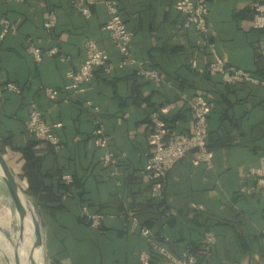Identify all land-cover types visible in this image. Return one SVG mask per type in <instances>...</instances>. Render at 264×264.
<instances>
[{"label": "crops", "instance_id": "obj_1", "mask_svg": "<svg viewBox=\"0 0 264 264\" xmlns=\"http://www.w3.org/2000/svg\"><path fill=\"white\" fill-rule=\"evenodd\" d=\"M118 1L135 31L131 51L159 74V85L137 66L120 67L104 30L103 6H93L84 19L68 0H0V21L17 30L0 38V148L37 206L44 240L40 264H140V254L152 250L138 230L129 232L132 217L154 237H166L174 255L193 249L197 264H264V197L250 172L264 156V88L244 81L224 84L221 75L208 71L210 50L184 26L178 0ZM252 3L264 9V0H209L210 42L230 66L263 79L264 33L252 27ZM52 11L59 20L55 39L42 30ZM87 40L106 52L113 71L98 72L72 95L64 89L65 73L81 65ZM29 42L60 53L36 63ZM8 83L20 93L6 90ZM45 89L58 94L49 97ZM199 95L207 104L212 166L194 163L188 154L168 173L164 195L153 199L146 162L153 151L149 115L158 110L168 135L190 134V102ZM31 103L47 122L62 123V151L54 153L27 132ZM94 108L109 151L126 155L116 176L98 162L103 150L93 143ZM59 172L74 175V196L60 198ZM84 205L104 215L99 229L83 215ZM207 235L212 245L205 244Z\"/></svg>", "mask_w": 264, "mask_h": 264}, {"label": "built area", "instance_id": "obj_2", "mask_svg": "<svg viewBox=\"0 0 264 264\" xmlns=\"http://www.w3.org/2000/svg\"><path fill=\"white\" fill-rule=\"evenodd\" d=\"M8 2L22 3L24 0H6ZM69 5L81 17L89 19L92 16L91 8L95 5L104 7L107 15V21L104 30L113 42L119 57L120 67L137 66L140 75L145 76L154 84L159 85L161 78L159 74L153 70L146 69L144 64L134 58L131 52V44L134 34L130 31L120 12L117 0H68ZM181 14L184 17V26L192 29L200 35L202 46L208 47L212 55L213 61L209 66L211 74H219L222 76L224 84H234L238 81H244L251 85L264 88V79L255 77L248 72L230 66L226 59L221 57L210 40L212 30L208 24L209 0H178ZM252 27L256 31L264 33V9L258 3L251 4ZM58 25V17L56 13L50 12L46 16L42 24L43 32L55 39L54 31ZM0 38H4L8 34L16 33V26L8 21H0ZM28 50L36 63H41L44 57H52L60 53V49L53 47L49 50H42L33 45L28 44ZM261 54L264 58V42L261 45ZM62 61L67 58L61 56ZM97 70H102L109 74L113 70V66L108 63L106 52L94 40H87L84 44V60L77 68H69L65 73V79L68 81L65 91L76 95L82 88L90 84ZM5 89L20 93L19 87L8 83ZM45 94L49 97L58 94L53 89H45ZM192 131L190 134L168 135L163 122L157 114L150 117L154 127L152 135L153 151L147 157V167L149 172V180L151 184V198H161L165 191V181L168 173L188 154L193 155L194 163H201L208 168L212 166V159L208 150L209 125L207 104L203 96H197L190 102ZM96 115L95 129L92 132L93 143L95 149L103 150L98 157L99 164L114 169L112 175L116 176L119 164L126 158L125 154L116 156L109 151L108 139L104 135L103 126L99 119V109L94 108ZM63 127L62 123H49L43 117L41 111L35 103H31L29 107V118L26 130L37 141L48 144L56 153L60 152L64 146L58 135V131ZM251 175L256 177L255 189L264 197V156L260 157L259 165L251 169ZM62 181L66 185L73 183L71 175H63ZM83 215L88 218L93 228L99 229L104 219L103 214H93L88 211L87 207L82 208ZM129 232L139 231L140 235L146 238L150 244L152 251H155L160 257L157 264H197L196 256L187 250L181 257L175 256L165 246V239L162 237H154L150 229L146 227L139 228L137 218L130 219ZM214 238L211 235L205 237V244L212 245ZM140 264H150L149 253H141L139 256Z\"/></svg>", "mask_w": 264, "mask_h": 264}, {"label": "water", "instance_id": "obj_3", "mask_svg": "<svg viewBox=\"0 0 264 264\" xmlns=\"http://www.w3.org/2000/svg\"><path fill=\"white\" fill-rule=\"evenodd\" d=\"M0 181L3 183L5 189L7 190L11 198L15 213H17L20 218L19 228L12 229L13 237L16 240V244L20 241L24 219L27 218L30 220L31 223L32 237H33V247L30 253L29 260H30V264H38L36 260V253L43 251L44 249V240H43L40 222L34 207L30 203L23 189L20 187L17 178L12 173L6 157L1 153H0ZM2 257H3L2 260L5 262V264H12L6 255ZM13 264H23L21 257L19 255L18 244L15 245Z\"/></svg>", "mask_w": 264, "mask_h": 264}, {"label": "rangeland", "instance_id": "obj_4", "mask_svg": "<svg viewBox=\"0 0 264 264\" xmlns=\"http://www.w3.org/2000/svg\"><path fill=\"white\" fill-rule=\"evenodd\" d=\"M32 206L34 207L38 217L37 206L34 204H32ZM17 226L18 221L15 216L11 198L3 183L0 181V248L10 261H14V250L11 244L12 229L17 228ZM25 236L24 254L28 257L32 248V234L28 225L25 228ZM0 264H5L1 257ZM45 264H49L48 261H45Z\"/></svg>", "mask_w": 264, "mask_h": 264}, {"label": "trees", "instance_id": "obj_5", "mask_svg": "<svg viewBox=\"0 0 264 264\" xmlns=\"http://www.w3.org/2000/svg\"><path fill=\"white\" fill-rule=\"evenodd\" d=\"M117 2H118V5H119V8H120V12H121V15H122V18H123V20H124V22H125V24H126V26H127V28L130 30V31H132L133 32V34H134V36H135V31H133L132 29H131V27H129V25H128V19H127V17H126V15L124 14V11H123V9L121 8V6H120V3H119V1L117 0ZM68 6L70 7V5H69V1H68ZM70 9H73V8H71L70 7ZM74 10V9H73ZM52 12H54V11H52ZM50 13V12H49ZM55 13V12H54ZM58 23H59V20H58ZM12 24V23H11ZM13 25V24H12ZM57 28H58V25H57V27H56V29H55V31H54V36L56 35L55 33H56V30H57ZM132 52V51H131ZM132 55H133V53H132ZM134 56V55H133ZM134 58L136 59V60H138L135 56H134ZM138 61H140V62H142L141 60H138ZM143 64H144V66H146L145 65V63L144 62H142ZM145 68H147V67H145ZM113 71V70H112ZM112 71L109 73V74H111L112 73ZM208 71H209V69H208ZM101 73V74H103V75H107L106 73H104L102 70H97L96 71V73H95V76H96V74L97 73ZM210 72V71H209ZM95 78V77H94ZM262 79V78H261ZM264 79V78H263ZM7 85V84H6ZM5 85V86H6ZM5 88V87H4ZM191 111V110H190ZM152 114H157L158 115V117L160 118V120L163 122V124H164V127L167 129V127H166V125H165V123H164V121H163V119H162V117L160 116V114H159V112H158V110H154V111H152L151 113H150V115H149V120H150V117H151V115ZM150 122H151V120H150ZM59 135V134H58ZM63 150V149H62ZM61 150V151H62ZM52 151L54 152V153H56L53 149H52ZM0 153L2 154V155H4V151L0 148ZM58 153V152H57ZM66 174H68V175H71L72 176V178H73V183L71 184V185H66L63 181H62V176L63 175H66ZM167 178V177H166ZM58 182H59V184H60V187H61V190H60V192H59V196H60V198H62V196H65V195H67V196H69V197H72V196H74V184H75V179H74V175H72V174H70V173H68V172H59L58 173ZM165 184H166V181H165ZM150 188H151V184H150ZM165 193V192H164ZM153 199H155V198H153ZM83 207H87V206H83ZM88 208V207H87ZM97 214H102V213H97ZM135 218H137V220H138V222H139V228H141V227H145V226H143V225H141V223H140V221H139V218L138 217H135ZM139 232V231H138ZM162 237V239H165L166 237H164V236H161ZM151 249V248H150ZM152 250V249H151ZM191 252L195 255L196 253H194V251H193V249L191 250ZM149 254H150V264H157L159 261H160V257L157 255V253H155V251H150L149 252ZM176 256V255H175ZM195 256H197V255H195ZM178 257V256H177Z\"/></svg>", "mask_w": 264, "mask_h": 264}, {"label": "bare ground", "instance_id": "obj_6", "mask_svg": "<svg viewBox=\"0 0 264 264\" xmlns=\"http://www.w3.org/2000/svg\"><path fill=\"white\" fill-rule=\"evenodd\" d=\"M15 216H16L17 221H18V226H17V228H19V226H20V218H19V216H18L17 213H15ZM27 225L30 227V229H31V234H32V227H31L30 220L27 219V218H25V219H24L23 228H22V232H21V238H20V241L17 243V244H18L19 255H20V257H21V260H22L23 264H30V260H29V259H30V255H29L28 257H26L25 254H24V248H25V246H24V239H25V237H26V236H25V228H26ZM11 244H12V246H13V250H14V252H15V245H17V244H16V240H15L14 237H13V233H12ZM32 247H33V237H32ZM31 250H32V248H31ZM30 253H31V251H30ZM42 253H43V251H40V252H37V253H36V260H37V263H38V264H40V257H41V255H42ZM4 255H5L4 252H3V251L1 250V248H0V257H1L2 259H3L2 256H4ZM11 263L13 264L14 261H11Z\"/></svg>", "mask_w": 264, "mask_h": 264}]
</instances>
